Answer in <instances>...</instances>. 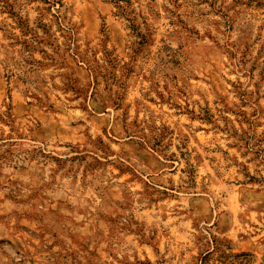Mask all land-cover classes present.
<instances>
[{
    "label": "rangeland",
    "instance_id": "374dc122",
    "mask_svg": "<svg viewBox=\"0 0 264 264\" xmlns=\"http://www.w3.org/2000/svg\"><path fill=\"white\" fill-rule=\"evenodd\" d=\"M0 0V264H264V0Z\"/></svg>",
    "mask_w": 264,
    "mask_h": 264
},
{
    "label": "trees",
    "instance_id": "16d2710c",
    "mask_svg": "<svg viewBox=\"0 0 264 264\" xmlns=\"http://www.w3.org/2000/svg\"><path fill=\"white\" fill-rule=\"evenodd\" d=\"M110 1L114 2L118 6V8L121 9L122 8L121 2H123L124 0H110Z\"/></svg>",
    "mask_w": 264,
    "mask_h": 264
}]
</instances>
